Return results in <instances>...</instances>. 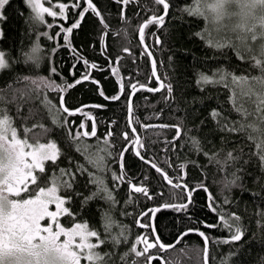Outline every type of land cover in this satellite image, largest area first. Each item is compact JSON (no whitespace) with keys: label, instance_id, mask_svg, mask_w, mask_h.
<instances>
[{"label":"trees","instance_id":"trees-1","mask_svg":"<svg viewBox=\"0 0 264 264\" xmlns=\"http://www.w3.org/2000/svg\"><path fill=\"white\" fill-rule=\"evenodd\" d=\"M73 2L74 0L43 1L45 6H51L56 11H58L59 3H66L68 5L65 12L66 18L59 15L56 18L46 16L43 25L39 23L33 25L29 22L30 10L22 0H11L10 6L5 11L8 19L0 21L3 32V36L0 37V50L5 52L6 58L10 61V67L0 72V94L4 97V102L0 103V107L6 108L13 118L14 126L23 129L27 123V126L32 128L29 133L30 137L39 138L40 142L55 139L64 153L57 160V164L61 168H68V157L71 156L73 171L77 162L93 173L97 169L88 162L85 155L76 151L78 145L69 146L67 137L61 135L62 130L56 126L55 121L58 118L67 117L62 110L59 111V116L57 115L59 96L64 97L65 105L70 110L84 105L89 106L83 108V113L94 118L97 125V136L101 138V147H103V137L110 126V121H116L117 123L111 127L117 134L109 138L112 156L108 157L105 163L108 168L119 174L118 153L124 144L120 133L126 130L131 131L130 128H126L127 103L122 94L118 101L105 100L98 94L97 89L102 88L106 95L111 96L119 94L120 83L127 86L129 81L147 83L150 87L157 86L155 78H151V83H148L151 77V63L150 59L143 55L144 47L139 41L138 26L143 22L144 17H150L153 11L162 6H156L153 0H138L137 3H130L125 11L127 18L125 22L119 14L122 5L115 3L114 0H93L101 10L104 21L109 26L108 29H104L99 18L89 11L81 21L80 27L73 29L69 35L71 47H68L62 39L66 33L61 32V27H70L78 19L76 13L80 9L72 7ZM76 2L84 3L86 6V0H76ZM169 2L170 9L165 18V25L163 27L149 26L155 36L148 35L149 29H146L145 42L150 46L157 60L158 74L162 79L167 78L165 83L172 84V98L165 102L162 97L167 95L166 90L155 93L140 90L134 96L133 110L134 117H138L141 124H178L183 121L184 132L181 138L175 141L176 146L173 148L167 141L172 139L175 129H144L139 125L134 126L137 127L146 145L147 151H141L148 159L154 160L158 166L169 173L170 177L185 176V180L191 186H197L203 182L208 191L205 192L202 189L195 191L193 203L186 212H177L171 208L161 209L154 221L157 233L165 243H173L179 233L189 227L198 226L210 237L209 264H220V261L229 253H235L231 256L229 264H261V260L264 259V217H261L259 212L264 208V173L260 170L257 157L252 155L257 151V146L249 141L245 132L221 130L224 123H228L230 127L236 124L238 127L239 124L236 122L242 120L241 113L237 112L234 107L233 87L225 86L223 83L197 84L200 72L211 75L209 69L216 67L224 68L237 76L247 73L258 75V70L251 67L250 62L241 61L232 48L217 49L209 46L210 37H216L214 29L206 34L209 21L202 16L189 15L183 10L189 7L195 8V0H169ZM18 13H23V15ZM159 14H162V11ZM49 23L54 25L53 28H47ZM44 31H47L52 39L42 37L41 34ZM57 32H60L59 36L55 35ZM196 33L202 35H196ZM156 36L160 39L159 44L155 42ZM37 40L41 45V55L44 57L39 66L26 62L23 55ZM73 48L76 50L75 53ZM124 48L128 51H124ZM78 56L89 61L87 69L83 66V60L77 59ZM92 63H95L98 68H92L90 66ZM52 67L56 68L55 74L51 72ZM113 67L118 69L119 76L112 74L111 68ZM85 71L99 84L83 81L81 85L66 91H47L45 95L54 106L51 114H49V108L43 97H34L23 102L12 100L11 89L23 85L22 80L17 83L18 76L50 77L56 84L63 85L65 82L73 83L74 78H80ZM236 95L239 97V89H236ZM240 103H243V107L249 112H254L255 105L250 100L245 98L241 101L238 98L236 104ZM96 104L105 105V107H91ZM18 106L19 115L17 114ZM212 110L220 113L218 118L221 120L220 125L211 117ZM67 119L73 121L74 125L83 122L86 130H90L92 120L87 119L82 113L78 112ZM248 119L252 120L254 116ZM202 120L203 124H201ZM34 123H36L35 127H33ZM40 124L44 127L41 128ZM45 129H50V131L46 132ZM190 137H196L199 140L203 151L193 150ZM83 141L88 145L96 144V138L87 137L83 138ZM222 147L223 152L220 151ZM228 151H233L234 155L240 159L234 166L228 167L227 174L231 178L230 174L236 171L240 179L236 185L225 187V172L219 171L216 162L210 161L204 152H208L209 155L219 152L220 158H223ZM166 159L173 164H184L185 167L182 170L169 168L164 163ZM47 165L51 167V162H47ZM125 171L129 177H132L133 183L139 184L143 181L150 193L162 191L163 197L148 200L141 194L133 193V203L125 204V200L129 198V186L120 184L119 181L114 183L110 179L111 172L101 173L97 177L101 185L90 182L88 172L77 173L73 186L74 191L82 193L81 196L75 198L73 205L79 213L76 221L88 223L90 228L99 230L102 234L104 232L103 214L109 211V203L100 198L91 199L83 203V206L82 202L85 197L97 191L102 184H107L109 189H114L113 195L118 203L112 208L110 214L118 225H127L128 228V244H121L116 250L118 254L127 251L137 234L145 235L149 231V229H140L134 223V217L138 213L146 210V207L162 206L165 200L169 203L185 202L183 196L180 195L181 190H172L171 186L162 180L161 174L156 173L150 165L144 164L138 157H135L133 152L125 153ZM144 177H147V180H144ZM174 182L183 183L184 181ZM170 191H175L178 198L172 199L169 196ZM209 193L215 197L218 206L223 205L225 211L240 216V224L245 229V235L241 241L231 245L214 242L227 238V232L218 228L204 227L205 223L218 222L217 213L207 207ZM253 193H260V195L253 196ZM225 198L230 201L229 204H224ZM219 210L218 208L217 211ZM125 212L129 214L123 215L122 213ZM196 221L201 223L197 225ZM203 246V239L195 233H190L173 249L163 253L155 249L151 250L158 257L152 260L151 264H163V260L169 258L175 260L177 264H203L202 251L199 255L195 251V249H202ZM110 250H112L110 244L102 248L105 252ZM159 257H163V260ZM116 259L117 264H120L118 257Z\"/></svg>","mask_w":264,"mask_h":264},{"label":"snow or ice","instance_id":"snow-or-ice-1","mask_svg":"<svg viewBox=\"0 0 264 264\" xmlns=\"http://www.w3.org/2000/svg\"><path fill=\"white\" fill-rule=\"evenodd\" d=\"M23 4L30 10L29 22L33 25L39 23L44 24L47 17L56 18L65 17L68 5L66 3H59L58 11L53 10L51 6H45L41 0H22ZM115 3L122 5L119 14L122 20L126 22L125 11L130 3H137L138 0H114ZM156 6H162L153 11L150 17H144L143 22L138 26L139 41L144 45L143 55L150 59L151 63V77L148 83H151V78H155L156 87H149L147 83H131L129 81L126 86L120 83L118 92L111 96L106 95L102 88H98V94L105 100L118 101L121 99V94L127 103V124L126 128L129 131H123L122 135L124 144L118 153V163L120 166L119 174L107 167L105 160L112 156L109 138L114 137L117 133L111 125H115L116 121H110V126L103 137V147L100 146L101 138L97 136V125L91 115L83 113L84 107L87 105L77 107L70 110L64 106V97L59 96L57 115L62 110L67 114V117L75 116L76 113L86 115L87 119L92 120L90 130L80 131L86 129L83 122L75 123L64 117L57 119L55 124L62 130L61 135L66 136L69 146L78 145L76 151L82 153L88 158L97 171L95 173L89 171L84 165L80 163L75 164V170H72V157L69 156V167L61 168L57 164V160L63 155L62 148L58 146L55 139L45 140L40 142L39 138H32L29 133L32 128L25 126L23 129L14 126L13 118L8 114L6 108L0 107V264H117V257L120 264H151V261L157 259V255L151 250L155 249L159 253L166 252L175 248L176 244L188 236L190 233H195L203 239L204 246L202 249H195L199 255L203 253V264H209V240L210 237L204 231H201L198 226L189 227L188 229L179 233L173 243H165L161 236L157 233V227L154 223L156 214L161 211V208H171L177 212H186L189 206L193 203V194L198 189L205 192L208 191L207 186L201 182L197 186H191L186 180L185 176L177 175L170 177L169 173L158 166L154 160H150L142 153L147 151L146 145L143 142L141 135L137 131L139 125L144 129L150 128H169L175 129L171 140L167 141L175 148V141L181 138L184 132L183 121L178 124H141L138 117H134L133 100L132 97L140 90L147 92H162L166 90L167 95L162 98L167 102L172 98L173 87L171 83H165V79L161 78L157 71V60L153 57L150 46L145 43L146 29H149L148 35L155 36L149 26L163 27L165 25V18L169 14L170 2L169 0H153ZM11 0H0V21H5L8 17L5 15L6 8L10 6ZM195 8H184L183 10L189 15L202 16L209 21V28L206 29V34L210 33L211 29L216 31V37H210L209 46L217 49L232 48L237 57L241 61L250 62L251 67L258 70V75L247 73L237 76L233 72L221 67L209 69L211 75L205 72L198 74L199 78L197 84H218L223 83L225 86L233 87V100L236 111L241 113L242 120L236 122L231 127L228 123H224L221 127L222 131L228 132H245L247 138L257 146V151L253 152L260 164V170L264 173V0H195ZM72 7L80 9L76 13V19L70 27H61V32L66 33L62 39L66 42L68 47H71L69 35L73 29L80 27L81 21L85 14L89 11L99 18L100 23L104 29H108V24L104 21L101 10L93 2V0H86L84 3H78L74 0ZM162 11V14L159 12ZM23 15V13H18ZM138 14V13H137ZM53 24H47V28H53ZM107 35V32L105 33ZM42 37L52 39L47 31H44ZM59 36L60 32L55 33ZM196 35H202L196 33ZM3 32L0 31V37ZM157 44L160 43L158 36L155 38ZM103 43V40H102ZM59 47V45H57ZM128 51L127 48L123 49ZM55 51V49H52ZM73 52L76 50L73 48ZM26 62H31L39 66L41 60L44 58L41 55V45L39 41L35 42L30 50L23 53ZM78 60H83L85 69L89 66V61L82 56L77 57ZM171 59V57H169ZM216 59V57H212ZM114 63L116 61H113ZM97 69L95 63L90 65ZM10 67V61L6 58L5 52L0 50V72ZM75 67V65H73ZM51 72L56 73V68L52 67ZM114 75L119 76L117 68H111ZM17 83L23 81L21 87L11 89L12 100L26 101L31 98L43 97L46 106L49 108V114L54 107L47 99L45 93L49 90L57 92L66 91L81 85L83 81H91L93 84H99L94 77H90L89 73L85 71L80 78H74L73 83L65 82L63 85L56 84L50 77H32V76H18ZM130 89V90H129ZM236 89H239V97L236 95ZM243 99L250 100L254 105V112H249L243 107V103L236 104V100ZM4 102V97L0 94V103ZM94 108H103L105 105H92ZM17 114L19 115V106L17 107ZM30 115H32L30 113ZM211 117L217 120L220 125V113L212 110ZM254 116V119L249 120L248 117ZM38 123V122H37ZM204 121H201L203 124ZM36 123L33 124V127ZM41 128L43 124L39 125ZM50 131V129H45ZM96 138L95 145H88L84 143L83 138ZM192 140V147L194 151L201 152L203 148L196 137H190ZM95 149V150H93ZM167 151V149H166ZM224 151L223 147L220 149ZM133 152L135 157L143 161L144 164L155 169L156 173L161 174L162 180L171 186L172 190H181L180 195L183 196L185 202L169 203L167 200L163 205L156 207H146V210L141 211L134 217V223L140 229H149L147 234H137L135 240L128 247L127 251L122 254L117 253V249L121 244H128V228L127 225H118L114 217L110 214L112 208L118 203L116 201L113 191L109 189L107 184H102L97 191L85 197L83 203H87L94 198H100L109 203L110 208L108 212L103 214L104 218V232L103 234L94 228H90L88 223L77 222L76 216L79 213L74 209V201L76 197L82 195L80 192L74 191V183L76 174H83L88 172L91 178L90 182L101 185V181L97 177L101 173L111 172L110 179L115 183L119 181L120 184H127L128 199L125 204L133 203L132 194L138 193L153 200L154 198H162L163 192H149L148 187L144 186L143 181L139 184L133 183L132 177H129L125 171V153ZM103 153V155H101ZM209 160H214L218 165L219 171L225 172L224 184L225 187L236 185L240 179L236 171H233L229 178L227 169L234 166L240 157L234 155L233 151H228L223 158H220V153L216 152L209 155L204 152ZM51 162V167L47 165ZM169 168L184 169V164H173L167 159L164 161ZM194 163V162H193ZM238 171V170H237ZM67 177V179H65ZM259 179V178H258ZM147 180V177H144ZM174 181H184L183 183ZM119 187V184H117ZM260 193H253V196H259ZM169 196L176 199L177 193L170 191ZM230 201L225 198L224 204H229ZM207 207L213 212L217 213L218 222L205 223L206 228H218L226 230L227 238L218 239L214 241L216 244H235L242 240L245 235V229L240 224V216L236 213L225 211L223 205H217L215 197L211 193L208 195ZM220 209L217 211V209ZM128 215L129 213H122ZM261 217H264V208L259 212ZM191 220V217H189ZM145 222H141V221ZM201 223L196 221L195 224ZM110 244L112 250L102 251V248ZM143 245V247H139ZM235 253H229L220 264H229L230 258ZM163 260V257H159ZM163 264H177L171 258L163 260ZM264 264V259L261 260Z\"/></svg>","mask_w":264,"mask_h":264},{"label":"water","instance_id":"water-1","mask_svg":"<svg viewBox=\"0 0 264 264\" xmlns=\"http://www.w3.org/2000/svg\"><path fill=\"white\" fill-rule=\"evenodd\" d=\"M146 43V42H145ZM143 45V44H142ZM143 47H144V45H143ZM154 57V56H153ZM135 96V95H134ZM134 96L132 97V100L134 99ZM64 106H66L65 105V103H64ZM150 165V164H149ZM180 183H182V182H180ZM161 209H164L163 207L161 208ZM177 245V244H176ZM208 247H209V244H208Z\"/></svg>","mask_w":264,"mask_h":264},{"label":"rangeland","instance_id":"rangeland-1","mask_svg":"<svg viewBox=\"0 0 264 264\" xmlns=\"http://www.w3.org/2000/svg\"><path fill=\"white\" fill-rule=\"evenodd\" d=\"M43 1H45V0H41V2H43ZM0 31H1V26H0ZM83 263V262H82Z\"/></svg>","mask_w":264,"mask_h":264},{"label":"bare ground","instance_id":"bare-ground-1","mask_svg":"<svg viewBox=\"0 0 264 264\" xmlns=\"http://www.w3.org/2000/svg\"><path fill=\"white\" fill-rule=\"evenodd\" d=\"M177 245H178V244H177ZM177 245H176V246H177Z\"/></svg>","mask_w":264,"mask_h":264},{"label":"flooded vegetation","instance_id":"flooded-vegetation-1","mask_svg":"<svg viewBox=\"0 0 264 264\" xmlns=\"http://www.w3.org/2000/svg\"><path fill=\"white\" fill-rule=\"evenodd\" d=\"M150 87V86H149ZM94 119V118H93Z\"/></svg>","mask_w":264,"mask_h":264}]
</instances>
